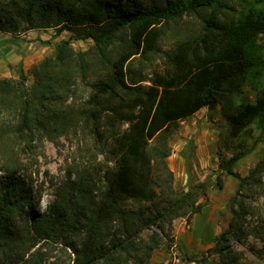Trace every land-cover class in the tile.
I'll return each mask as SVG.
<instances>
[{"label":"trees","instance_id":"trees-1","mask_svg":"<svg viewBox=\"0 0 264 264\" xmlns=\"http://www.w3.org/2000/svg\"><path fill=\"white\" fill-rule=\"evenodd\" d=\"M148 4L0 0V33L69 32L55 44L53 55L30 68L31 85L0 78V264H148L169 241L165 226L201 207L195 192L174 191L165 159L177 121L202 107L220 108L228 137L241 147L220 165L238 180L237 194L264 171V161L245 176L233 170L247 152L240 139L247 126L264 123V47L259 42L264 0ZM237 4L236 13H225ZM184 15L196 18L198 28L167 51L168 71L153 72L150 83L143 84L145 76L129 62L153 52L164 24ZM87 39L92 41L89 52L75 51L70 42ZM116 39L120 49L111 53L107 47ZM93 67L98 72L88 81L84 101L62 106L87 82ZM246 86L255 92L252 102L238 100ZM81 123L99 145V182L68 178L45 209L35 210L39 198L34 200L31 181L19 174L22 164L18 150L9 147V135L23 139L19 149L31 150L43 137L53 139ZM244 201L232 198L227 228L200 258L184 255L186 263L212 264L208 257L216 254L214 264H241L242 252L231 241L241 244L250 234L242 225L248 213Z\"/></svg>","mask_w":264,"mask_h":264},{"label":"rangeland","instance_id":"rangeland-1","mask_svg":"<svg viewBox=\"0 0 264 264\" xmlns=\"http://www.w3.org/2000/svg\"><path fill=\"white\" fill-rule=\"evenodd\" d=\"M139 2L142 7L149 5L148 0H139ZM239 9L240 5L237 4L235 9L226 8L225 13L234 14ZM198 23L192 15H184L181 19L165 23L162 27V35L156 43V49L147 56L134 55L128 66L133 70H140L145 76L142 83L149 84L153 72L168 71L167 51L176 41L194 32L198 28ZM5 35L11 43L9 46L19 41L28 44L34 40H39L37 47L40 46L39 44L46 45V51L43 52L42 57L29 67L23 68L19 65L12 69V66H9L11 68L9 73L0 77L23 81L25 86H29L33 81L29 72L30 68L44 57L53 55L55 44L59 40L67 39L69 32L62 31L59 35H55L54 28L30 29L15 35L1 32L0 40L5 39ZM40 35L43 39H39ZM70 42L75 51L89 52L91 50L90 39ZM259 42L264 47V36L260 37ZM120 46L121 41L116 39L107 47V50L111 49V53H114L120 49ZM95 72H98L95 67L88 70L87 82L77 93L64 100L62 106L65 107L71 103L80 104L84 101L86 94L90 92L88 81L94 78ZM261 82L264 85V71ZM254 95V90L246 86L238 100L252 102ZM175 127L168 139L170 153L165 159L168 168L172 171L171 185L177 194L186 191L195 192L196 200L201 207L198 212H193L187 217H178L170 225L165 226L169 241L153 252L154 255L165 252L164 260L157 264H176L174 258L180 259L179 264H199L186 263L183 256L196 255L200 258L206 252V245L203 246V244L213 241L216 235L227 228L231 217L230 205L235 195L237 199L243 198L247 204L248 213L242 225L249 230L250 234L241 244L235 243L234 240L231 244L242 252V257L239 258L241 264H264V171L257 177L256 182L247 184L237 194L238 180L225 173L220 165L241 147H237L236 139L228 137L227 123L219 107L214 110L202 107L191 116L177 121ZM240 139L245 145L243 149L247 148V152L234 164L233 170L245 176L258 162L264 161V123L263 125L250 123ZM41 140L42 143L36 142L38 144L31 150H21L19 147L24 144L23 139L17 138L14 134L9 135V147L11 144L18 150L16 156L22 164L19 174L31 181L34 200L39 198L38 203L35 204V210L45 209L53 199L56 188L68 178L79 181L83 176L87 178L86 182L89 178L91 183L95 180L99 182L102 156L99 145L86 125L81 123L53 139L43 137ZM2 174L0 171V175ZM202 209L206 210L204 217L210 221V225L200 230L198 234L192 233L190 232L191 218L195 213H202ZM180 222H184L181 227L188 233L186 234L188 238H199L202 242L196 239L193 244L187 242V247L179 246L175 236ZM189 224L190 227H186ZM208 259L212 264L218 261L216 254H211Z\"/></svg>","mask_w":264,"mask_h":264},{"label":"crops","instance_id":"crops-1","mask_svg":"<svg viewBox=\"0 0 264 264\" xmlns=\"http://www.w3.org/2000/svg\"><path fill=\"white\" fill-rule=\"evenodd\" d=\"M6 36L7 35L4 36L5 39L0 40V77L9 73V70H11L9 66H12V69L17 68L19 65H21L23 68L29 67L32 63L40 59L43 55V52L46 51L45 44H39L40 46L37 47L39 40L31 41L28 44L24 41H19V43H14L9 46V44L11 43H9V39ZM39 37V39H43L41 35ZM32 47H35L36 49H31ZM205 213L206 210L202 209V213L194 214L190 222V232H195L196 234H198L200 230L206 229L207 226L210 225V221L206 219V217H204ZM182 223L184 222H180V224L178 225L175 236L176 242L179 244V246L183 245V247H187V242L193 244L196 242V239L201 241L199 238H188V236H186V234L188 233H186V231H183V227H181ZM190 224L186 227H190ZM186 238L187 240H185ZM189 239H191V241ZM207 244L208 243H205L203 244V246ZM164 255L165 252L163 251L155 253V255L151 258L149 264L161 263L164 260Z\"/></svg>","mask_w":264,"mask_h":264},{"label":"built area","instance_id":"built-area-1","mask_svg":"<svg viewBox=\"0 0 264 264\" xmlns=\"http://www.w3.org/2000/svg\"><path fill=\"white\" fill-rule=\"evenodd\" d=\"M174 262H175L176 264H179V263H180V259H179V258H174Z\"/></svg>","mask_w":264,"mask_h":264}]
</instances>
